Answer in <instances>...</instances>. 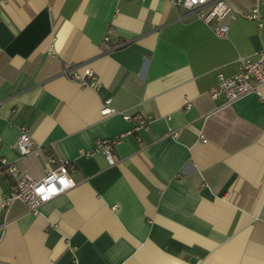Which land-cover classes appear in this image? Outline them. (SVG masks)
Masks as SVG:
<instances>
[{
  "label": "crops",
  "instance_id": "0c3cea01",
  "mask_svg": "<svg viewBox=\"0 0 264 264\" xmlns=\"http://www.w3.org/2000/svg\"><path fill=\"white\" fill-rule=\"evenodd\" d=\"M227 2L226 37L170 0L4 3L0 167L38 179L53 153L74 184L36 212L20 199L0 210V264H264V101L209 94L217 73L264 48L256 20L237 14L264 20V0ZM69 67L91 68L97 85ZM113 136L108 163L92 149ZM10 181L0 173V198Z\"/></svg>",
  "mask_w": 264,
  "mask_h": 264
},
{
  "label": "built area",
  "instance_id": "2783aa9c",
  "mask_svg": "<svg viewBox=\"0 0 264 264\" xmlns=\"http://www.w3.org/2000/svg\"><path fill=\"white\" fill-rule=\"evenodd\" d=\"M6 1L0 0V10ZM170 2L174 7L184 8L188 14H192L193 17L205 22L216 36H227L228 25L223 19L233 10L228 5L227 0H170ZM237 14L249 19L254 18L260 29L259 31L264 33V20L261 19L256 7L247 11H237ZM108 39L109 34L106 33L103 40L107 42ZM123 43L124 41H117L112 45L105 44V46L106 48H118ZM237 60L238 67L232 75L225 76L220 72L217 73V82L209 90L210 96L223 95L225 101L228 102L249 93H257L260 95V99L264 101V95L259 91L260 85H264V48L256 52L255 58L249 55H240ZM64 73H67L71 79L76 80L81 85H97L94 72L89 67L84 68L82 73L69 67L64 69ZM109 101V98L103 101L100 108L101 114L113 112V108L107 105ZM189 106L190 102L186 99L185 107ZM127 117L129 115L123 114V118ZM148 119L149 117H139L138 126L145 125ZM29 134L25 126L20 127L19 134L14 142V147L20 155H26L33 150V139ZM118 139V136L96 139L92 150L103 154L108 163H113L112 149ZM202 140L205 141V139ZM48 146L51 148L52 145ZM85 153H90V151ZM45 162L43 175L38 179L20 172L12 163H4L0 167V173L4 169L11 177L9 190L0 198V210L6 212L14 200L20 199L29 211L36 212L42 202L52 199L74 184L70 176L71 161L53 153H48ZM2 231L3 225L0 227V239L3 234Z\"/></svg>",
  "mask_w": 264,
  "mask_h": 264
},
{
  "label": "trees",
  "instance_id": "16d2710c",
  "mask_svg": "<svg viewBox=\"0 0 264 264\" xmlns=\"http://www.w3.org/2000/svg\"><path fill=\"white\" fill-rule=\"evenodd\" d=\"M1 172H2V174H3V173H4V174H6V172L4 171V169H2V171H1Z\"/></svg>",
  "mask_w": 264,
  "mask_h": 264
}]
</instances>
